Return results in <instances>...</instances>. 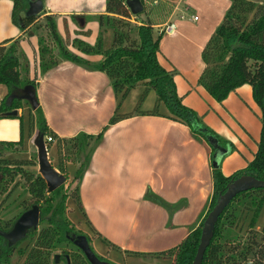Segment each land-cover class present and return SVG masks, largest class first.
<instances>
[{"label": "crops", "instance_id": "1", "mask_svg": "<svg viewBox=\"0 0 264 264\" xmlns=\"http://www.w3.org/2000/svg\"><path fill=\"white\" fill-rule=\"evenodd\" d=\"M43 2V11L56 18L65 45L91 62L99 61L101 55L87 56L72 47L71 42L75 37L91 45L97 41L101 31L98 16L108 13L106 0ZM230 4V0H148L143 4L148 12L145 18L140 17V20L148 18L156 31L163 33L158 60L173 74L183 104L195 110L209 128L227 141L225 146H220L226 154L220 170L227 176L255 158L263 115L250 84L238 86L220 102L200 84L199 77L205 67L202 51ZM171 22L177 26L173 34L165 31ZM19 37L24 50L25 43L33 48L35 61L30 76L38 83L37 99L49 129L57 137L65 138L101 132L118 102L107 75L70 61H61L41 75L38 43L34 46L31 41L37 37L14 23L13 1L0 0V43L11 40L10 44ZM112 38L110 29L104 34L107 48ZM143 91L144 86L133 88L120 113L134 112ZM7 93L8 88L0 85V107ZM155 102L156 94L150 91L141 110L152 109ZM28 106L18 109V116ZM160 113L133 114L109 126L102 143L93 150L80 181L79 192L86 212L83 216L117 245L123 255L127 251L152 254L179 245L200 226L214 192V156L209 144L197 139L188 125L168 117L164 105ZM20 133L21 121L0 113V141H19ZM51 149L55 151V147ZM76 168L69 167L71 176ZM150 190L172 209L147 199ZM79 222L75 223L89 234L95 252L100 254L96 251L100 248L104 253L100 255L115 264L117 257L106 256L102 243L93 238L84 221Z\"/></svg>", "mask_w": 264, "mask_h": 264}, {"label": "trees", "instance_id": "2", "mask_svg": "<svg viewBox=\"0 0 264 264\" xmlns=\"http://www.w3.org/2000/svg\"><path fill=\"white\" fill-rule=\"evenodd\" d=\"M12 1L14 23L23 30L28 29L30 35L37 37L41 75L56 67L61 61H70L90 71H102L111 82L118 102L108 125L101 132L94 135L81 133L70 138L57 137L49 129L41 105L33 110L27 101L23 102L16 98L10 102V105L7 103V98L11 94H21L26 85H33L37 89L38 83L30 76L31 66L26 51L21 46V38L10 44L8 43L11 40L0 43V85L8 88L0 113L7 114L9 111L21 109L26 104L29 105L21 116L7 115L21 121L20 140L0 141V145L8 149H25L35 131L41 130L44 136L50 135L54 138V141L47 143V148L55 147L57 170L67 177L65 184L47 193V182L42 175L32 169L35 165L32 159L0 157V176H2L0 214L10 205L18 185L23 186L25 193L29 195L28 199L23 198L18 204L15 203L17 213L6 219L0 215V230H9L21 214L33 204H38L41 211L39 227L31 230L24 240L9 246L7 240L0 236V264H15L16 259L21 261V264H60L61 261L67 264V255L70 264H90L72 239L79 234H85L91 245V237L82 228H78L69 217V213H72L74 208H79L83 215L86 213L79 192L80 181L85 168L90 163L93 150L102 143L104 131L109 126L133 114L161 115L160 108L164 105L169 111L168 117L188 125L197 139L209 144L213 152L212 156L216 149L211 139L221 147L225 146L227 141L209 128L195 110L183 104L173 74L158 60L163 33L156 31L148 18L139 20L140 15L131 12L126 6V0H106L108 13L98 16L101 31L94 44L91 45L77 37L72 40L71 46L81 53L87 56H102L99 61L92 62L65 45L54 16L43 11L37 16L28 17L25 11L29 2L33 0ZM230 2L231 7L202 51L205 67L199 80L201 86L203 85L219 102L226 99L238 86L250 84L256 103L263 114L261 137L258 152L246 167L229 176L225 175L220 167H213L214 192L209 200L208 212L215 207L220 195L232 180L243 174L264 180V2L251 0H230ZM41 16L44 17L43 21L39 20ZM110 29L113 31V38L110 47L107 48L104 44V34ZM138 86H144V91L138 99L134 112L121 114L120 109L125 99L131 90ZM150 91L156 94L155 105L152 109L143 111L142 105ZM71 165L77 166L73 176L69 171ZM28 166L31 167L27 168ZM18 176L21 177L20 181H16ZM8 182L14 183L13 188H8ZM145 197L168 210L172 209L170 204L152 190ZM263 209V187L241 191L233 198L216 223L214 236L206 249L202 264H249L250 262L264 264V225L262 234L257 233V221ZM203 221L179 245L168 250L152 252V254L139 251L126 253L133 256L153 255L156 258H174L175 264H193L200 245ZM85 224L94 239H98L109 248L119 249L96 230L88 218ZM243 232L248 233L247 239L243 238ZM57 250L61 251L59 262L55 259ZM96 254L101 259L107 260Z\"/></svg>", "mask_w": 264, "mask_h": 264}, {"label": "water", "instance_id": "3", "mask_svg": "<svg viewBox=\"0 0 264 264\" xmlns=\"http://www.w3.org/2000/svg\"><path fill=\"white\" fill-rule=\"evenodd\" d=\"M126 6L131 10L134 15L142 14L145 9L142 0H126ZM44 9L43 0H33L29 2L28 8L25 11L26 16H37L41 14ZM25 100L30 103L33 110H36L40 102H38L36 89L33 85H26L21 94H11L7 98V102H11L13 99ZM9 116H17L18 109L9 111ZM215 143V154L213 159V167L219 168L225 150L221 148L215 140L211 139ZM34 144L37 148V157L39 165V174L42 175L47 182V193H50L59 188L67 181L65 174L58 171L52 164L51 158L48 156L47 143L44 139V133L40 130L37 132L34 138ZM259 187L264 188V180L257 179L254 176L243 174L241 177L232 180L226 186V190L220 195L215 207L208 212L203 221V228L200 238V245L193 260V264H202L203 257L206 249L211 244V240L214 236L216 223L226 209L227 205L235 198L241 191L257 189ZM41 211L38 204H33L29 209H26L24 213L14 222L13 226L7 231L0 230V236H2L9 246H13L18 242L24 240L31 230H36L40 224ZM74 245L82 250L84 255L90 264H112L111 262L101 259L93 250L89 243L88 237L85 234H79L76 238L72 239ZM60 254L55 255L57 262L60 261ZM67 264H70L69 256H66ZM249 264H252L251 262Z\"/></svg>", "mask_w": 264, "mask_h": 264}, {"label": "rangeland", "instance_id": "4", "mask_svg": "<svg viewBox=\"0 0 264 264\" xmlns=\"http://www.w3.org/2000/svg\"><path fill=\"white\" fill-rule=\"evenodd\" d=\"M147 12H148V8H145V11L142 14H140V17L145 18V15H146ZM43 18L44 17L41 16L39 18V20L40 21H43ZM139 20H140V18H139ZM107 39L109 41L110 38L108 37ZM31 41H32V44L34 46L37 45V40L32 39ZM108 41H107V43H108ZM24 47L27 48V49H25L26 50V54H27V57L29 59V65L32 67L33 64H34V61H35V57H34V54H33V48L31 47V45L29 43H25ZM26 109H27V107H26ZM37 132H38V130L35 131V134L31 138L30 142L27 144V146H26L25 149L24 148H22V150H20V149H8L6 146L0 145V157L1 158H4V157H8L9 158L10 157V158H16V159L17 158L18 159L19 158L22 159V157H26V158L32 159L35 162V165L32 166V169L36 170L37 173H39V165H38V157H37V148H36V146L34 144V138H35ZM218 135H219V137H223L220 134H218ZM48 156L51 158V161H52L53 166L57 167L58 161L55 160L56 159V156H55V151L53 149H51V148L48 149ZM30 167L31 166H28L27 168H30ZM1 177L2 176H0V180H1ZM20 180H21V177L18 176L16 178V181H20ZM21 182H23V180ZM13 185H14V183L8 182V188H13ZM23 198L28 199L29 198V195L27 193H25V189H24L23 186L18 185V188L16 189L13 197L10 200V205H8V207H6L3 210V213H1L0 215L3 218L6 219L7 217H10L13 214L17 213V210H16V206L17 205L15 206V203L18 204L19 202H21L23 200ZM69 217L71 218V220H74V223L75 222L78 223L79 221L80 222H83L84 221V224H85L86 218H84V216L82 214V211L79 210V208H74V211L72 213H69ZM257 223H258V228H257L258 231H257V233L262 234V227L264 225V209L261 211ZM91 225H92V223H91ZM245 232H243L244 233L243 238L244 239H247L248 238V233L246 234ZM155 239H156V237H155ZM101 246L104 248L106 256H109L110 258H113V257L116 258L117 257L116 260L114 261L115 264L116 263L117 264H175L174 258H156L153 255H152V258H150L148 256L137 257L135 255L134 256L133 255H130V253H125L123 255L121 253V251H118L116 248L111 249V248H109V247H107V246H105L103 244H101ZM96 251L97 252H100V254H104L103 251L100 248H97ZM56 253H61V251L60 250H57ZM14 263L15 264H21V261H18L16 259L14 261ZM60 264H65V263L61 261Z\"/></svg>", "mask_w": 264, "mask_h": 264}, {"label": "built area", "instance_id": "5", "mask_svg": "<svg viewBox=\"0 0 264 264\" xmlns=\"http://www.w3.org/2000/svg\"><path fill=\"white\" fill-rule=\"evenodd\" d=\"M145 2H148V0H143V4H145ZM194 19L198 20V17H194ZM166 26L167 27H166L165 31L167 33L173 34V33H175L177 31V26L173 22L169 23ZM44 139H45L46 143L54 141V138H52V136H50V135H45Z\"/></svg>", "mask_w": 264, "mask_h": 264}]
</instances>
